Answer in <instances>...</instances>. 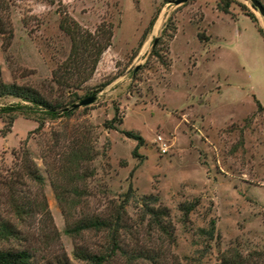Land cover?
Wrapping results in <instances>:
<instances>
[{
    "label": "rangeland",
    "instance_id": "rangeland-1",
    "mask_svg": "<svg viewBox=\"0 0 264 264\" xmlns=\"http://www.w3.org/2000/svg\"><path fill=\"white\" fill-rule=\"evenodd\" d=\"M174 1L11 0L4 6V27L13 32L6 48L0 37L7 84L32 87L67 108L75 93L81 98L107 85L95 104L47 120L44 130L18 117L7 132L0 121L3 196L14 154L21 157L24 149L45 179L18 186L36 202L44 195L51 213V221L38 216L34 222L51 242L41 264H59L64 254L70 264H85L75 259V246L101 250L107 235L75 240L66 229L91 218L113 221L130 187L125 244L161 245L166 264H189L188 258L219 264L230 248L264 247V109L258 108V102L264 108V37L257 28L264 33V16L251 0H232L229 15L219 0ZM62 23L113 35L93 78L77 91L57 82L72 50ZM16 102L0 100V108ZM124 132L142 138V146ZM79 152L87 155L79 159ZM148 196L170 209L176 242L150 228L142 207ZM197 200L186 218L181 206ZM213 219L221 240L208 250L200 230Z\"/></svg>",
    "mask_w": 264,
    "mask_h": 264
},
{
    "label": "trees",
    "instance_id": "trees-1",
    "mask_svg": "<svg viewBox=\"0 0 264 264\" xmlns=\"http://www.w3.org/2000/svg\"><path fill=\"white\" fill-rule=\"evenodd\" d=\"M11 0H0V37L12 39L13 32L6 30L3 24L1 13L4 8L9 6ZM220 7L225 14H230L232 0H219ZM5 6V7H4ZM257 26V18L254 15H247ZM157 18H153L150 28L144 35L147 39L151 29L154 27ZM61 30L70 37L72 50L68 60L65 63L63 72L57 79L62 87L68 89L80 90L86 82L90 81L97 69L104 52L111 46L113 38L112 32L107 29L100 30L95 34L84 32L79 25L65 24L60 25ZM264 37L263 29L257 27ZM6 51V49H5ZM80 76L79 80L73 81V76ZM56 77V73L54 75ZM107 85H102L97 90L89 91L84 97L79 98L75 93L74 99L70 101L69 106L77 104L86 98L98 95ZM12 98L16 103H11L0 108V121L6 125L7 132H10L15 120L18 117H24L27 120H33L39 124V129L43 128L46 121L56 120L61 117H71L74 111L64 112L67 108L64 104H53L48 101L38 90L21 86L17 83L7 84L3 78V72L0 67V100ZM259 110L264 108L258 102ZM115 122L119 121L117 117ZM118 130L117 127H112ZM124 134L134 140L139 141L142 146L143 139L133 133L124 132ZM138 148V147H137ZM87 153L79 152L76 156L79 159L86 156ZM137 155V149L134 151ZM15 168L11 172V179L3 184L8 190L7 193H1L0 190V264H41L39 258L46 254L50 249V238L44 229H40L34 224L38 216L44 217L45 221H51V213L42 195V201L36 202L32 197L19 190L23 180L28 179L44 185L45 179L41 175L37 164L31 162V154L27 149L23 150L22 156L14 154ZM21 160V162H20ZM19 161V162H18ZM23 172L17 170L21 167ZM133 189L129 192L120 205V211L113 220L103 218H91L75 226H68L66 233L73 239L86 233H99L107 235V244L101 250L94 251L91 248L82 247L79 244L75 246L74 257L77 261L85 264H166L164 249L160 246L152 247L145 245H134L131 248L125 244V234L130 233L125 224L126 206L133 198ZM5 199V200H4ZM160 200L155 196H148L142 199L143 213L148 218L150 228L157 233L164 235L168 240L175 241L174 226L171 219V211L168 207L159 204ZM199 200L194 203L181 206V212L188 218L198 207ZM43 220V221H44ZM200 237L205 239V248L210 250L214 242H219L220 236L217 230V222L211 220L207 229L200 230ZM59 264H70L67 255L56 259ZM191 263V258H188ZM194 260V259H193ZM188 264V263H187ZM201 264V262H199ZM219 264H264V247L254 249L249 252H243L240 248H230L220 255Z\"/></svg>",
    "mask_w": 264,
    "mask_h": 264
},
{
    "label": "water",
    "instance_id": "water-1",
    "mask_svg": "<svg viewBox=\"0 0 264 264\" xmlns=\"http://www.w3.org/2000/svg\"><path fill=\"white\" fill-rule=\"evenodd\" d=\"M190 1L191 0H176V1H174V4L176 6H181V5H184ZM251 1L253 3L254 9L260 11L261 14L264 16V7L262 6V4L258 0H251ZM97 100H98L97 96L86 98V99L80 101L79 103L73 105L71 108H66L64 110V112H70V111H74V110H77V109H80L83 107H89V106L95 104L97 102Z\"/></svg>",
    "mask_w": 264,
    "mask_h": 264
},
{
    "label": "built area",
    "instance_id": "built-area-1",
    "mask_svg": "<svg viewBox=\"0 0 264 264\" xmlns=\"http://www.w3.org/2000/svg\"><path fill=\"white\" fill-rule=\"evenodd\" d=\"M159 141L162 143V145H161V151H162V153L163 154H166L167 153V151H168V146L166 145V143H164V141H163V138L162 137H159Z\"/></svg>",
    "mask_w": 264,
    "mask_h": 264
}]
</instances>
